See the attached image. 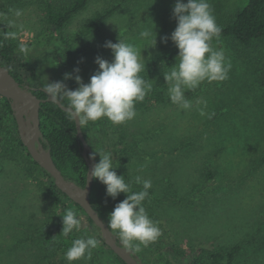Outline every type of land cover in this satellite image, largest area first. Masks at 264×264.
<instances>
[{
  "label": "rangeland",
  "instance_id": "1",
  "mask_svg": "<svg viewBox=\"0 0 264 264\" xmlns=\"http://www.w3.org/2000/svg\"><path fill=\"white\" fill-rule=\"evenodd\" d=\"M247 1L208 3L215 16L234 13ZM121 2L89 0L87 8L63 29L61 40L49 46L44 39L38 40L44 17L41 0H0V29L12 33L19 45L27 47L34 62L54 59L60 66L65 64L61 55L66 46L60 41L73 43L97 12ZM176 2L124 3L93 39L80 67L74 66L80 69L83 82H90L99 70L95 63L98 56L113 60L112 51L104 45L107 41L117 43L119 38L141 51L146 60L141 75H145L150 63L165 57L175 46L171 39L165 44L161 38L170 37L177 27L173 16ZM17 10L22 15L16 16ZM145 29L153 36L158 34L155 47L151 39L140 38L139 33ZM212 46L223 49L231 61L229 78L186 90L193 105L190 110L171 103L165 80L161 87L163 101L149 98L136 106L137 116L132 121L122 125L110 122L113 130L138 144V151L130 149L125 155L113 157V164L134 192L142 189L134 182L137 174L152 181L143 206L150 218L159 222L162 234L157 240L183 254L239 246L235 264H264V41L247 50L234 49L222 38L213 39ZM40 69L48 82H54L49 67ZM74 69L69 72L73 77ZM64 77L56 80H75ZM200 110L206 114L201 116ZM213 112L209 119L208 114ZM144 164L143 172H138ZM27 166L18 156L0 162V264H52L45 257L43 244L23 243L27 231L51 228L56 217L50 212L52 197L45 190V179L37 170L31 174ZM141 247L140 257L151 264L154 255ZM74 264H95L94 256Z\"/></svg>",
  "mask_w": 264,
  "mask_h": 264
},
{
  "label": "trees",
  "instance_id": "2",
  "mask_svg": "<svg viewBox=\"0 0 264 264\" xmlns=\"http://www.w3.org/2000/svg\"><path fill=\"white\" fill-rule=\"evenodd\" d=\"M131 1L122 0L118 5L115 4L106 10L97 12L73 43L60 41L61 46L66 45L61 55L65 64L60 66L54 62V59H48L44 62L37 59L35 63L30 54L19 51L20 45L12 35L0 29V66L9 69L19 83L30 86L33 88L35 96L45 100L40 108L41 129L44 135L43 144L46 149L51 151L53 160L63 176L68 181L81 187L86 186L89 167L83 156L84 148L77 135L76 122L69 119L66 111L61 109L59 105L46 101L48 95L44 91V86L47 81L44 78L45 73L40 68L41 66L42 68L49 67L54 82H57L56 78L58 79L59 76L69 73L75 68L74 66L79 65L80 67L82 57H86L90 44L93 39L99 36L108 18L112 17L124 3H130ZM88 3L89 0H41L40 4L44 17L43 30L38 40L44 39L46 45L49 46L57 43L58 40H61L62 31L66 25L84 11ZM215 18L222 29L219 38L227 40L234 49H252L254 45L264 41V0H248L244 7L238 8L234 13L216 14ZM178 52V48L173 46L165 57L155 59L149 64V69L143 77L151 84V90L147 92L143 102L149 98L158 102L165 99L164 92L161 90L165 81L163 74L168 72L169 68L176 63ZM58 81L63 82L62 80ZM64 84L70 90H76L79 87L76 80ZM143 102H138L136 106ZM62 104L67 106V100ZM110 125V121L104 118L82 126L92 153L106 151L113 153V157H119L127 154L130 149L138 151V144L134 139L122 132L113 130ZM17 156L29 165L27 170L31 174L34 170H37L45 179V190L52 197L50 212L54 216L56 215L53 227H42L35 231H27L23 243H41L45 246L43 250H45L46 259L51 260L52 264H67L65 254L71 247L72 242L77 238L93 236L100 241L98 247L92 250L95 264H126L105 243L101 230L86 211L62 192L56 186L54 178L34 161L21 140L11 101L0 96V162L6 159H16ZM99 160L100 157L96 154V162L98 163ZM210 178H212L211 175ZM125 198L126 194L121 193L117 199L113 200L106 195V186L94 180L91 203L107 225L109 214L116 204ZM69 208L76 213L81 227L79 231L74 230L69 236L65 237L62 235L63 223L61 216ZM113 234L118 243L121 244L118 234L115 232ZM143 249H149L154 255L155 260L153 259L151 264H235L240 254L239 246L230 250L208 252L199 249L183 254L175 250L171 244L162 240L151 242ZM133 255L142 264H149L140 257V252H133ZM200 256L206 258V261H201Z\"/></svg>",
  "mask_w": 264,
  "mask_h": 264
},
{
  "label": "clouds",
  "instance_id": "3",
  "mask_svg": "<svg viewBox=\"0 0 264 264\" xmlns=\"http://www.w3.org/2000/svg\"><path fill=\"white\" fill-rule=\"evenodd\" d=\"M15 14L20 16L22 12L17 10ZM173 16L177 27L170 37L164 36L161 39L165 44L171 39L179 52L176 63L163 75L171 103L183 110H190L193 105L186 96V90H195L204 82L227 80L232 64L223 49L212 46L213 39H219L222 29L216 22L208 0H187V3L177 0L173 7ZM157 35L153 36L147 29L139 33L141 39H151L153 47L157 44ZM104 47L112 51L114 58L109 62L98 56L95 63L99 70L90 77L89 83L83 82L79 68L74 69L75 77L71 73L65 74V80H76L79 85L76 90L68 89L61 81L50 83L44 77L47 81L44 91L49 99L57 103L67 100V116L75 120L76 124L78 122L79 128L104 118L113 125L132 121L137 116L136 104L143 102L147 92L151 90V84L141 75L145 71L146 60L135 45L119 38L117 43L107 41ZM19 51L27 54L29 49L20 45ZM205 114L200 110L201 116ZM214 115V112L208 114V118L211 119ZM96 154L100 160L87 170V181L97 180L106 186V195L113 200L121 193L126 194V198L116 204L109 214L108 227L118 234L126 250L139 253L142 251L141 245L147 247L162 234L159 222L150 218L143 206L150 196L152 181L137 174L134 182L141 185L142 189L134 192L125 176L117 174L113 153L95 151L90 157L93 161L96 160ZM146 166L140 165L138 172H143ZM61 217L62 235L67 237L74 230L79 231L81 223L72 209H67ZM99 243L93 236L77 238L67 250L65 258L69 264L84 258L90 260L92 250Z\"/></svg>",
  "mask_w": 264,
  "mask_h": 264
},
{
  "label": "water",
  "instance_id": "4",
  "mask_svg": "<svg viewBox=\"0 0 264 264\" xmlns=\"http://www.w3.org/2000/svg\"><path fill=\"white\" fill-rule=\"evenodd\" d=\"M0 96L14 103L13 111L18 124V130L21 140L28 149L30 155L44 170H46L55 180L56 186L64 192L75 203L79 204L94 221L102 232L105 243L126 263L142 264L138 261L133 252L126 250L118 243L108 225L101 219L98 212L91 203V193L94 180H88L85 187L68 181L61 170L55 164L51 151L46 149L43 144V132L41 129L40 108L45 100L39 99L33 94V88L28 85H22L10 73L9 69L0 66ZM46 101L52 100L48 99ZM65 111L67 106L62 103L54 102ZM76 122V121H75ZM77 135L83 144V156L88 164L89 170L96 160L90 157L93 154L91 147L86 141L82 127L76 124Z\"/></svg>",
  "mask_w": 264,
  "mask_h": 264
},
{
  "label": "flooded vegetation",
  "instance_id": "5",
  "mask_svg": "<svg viewBox=\"0 0 264 264\" xmlns=\"http://www.w3.org/2000/svg\"><path fill=\"white\" fill-rule=\"evenodd\" d=\"M11 104H12V106H14V103L13 102H11Z\"/></svg>",
  "mask_w": 264,
  "mask_h": 264
}]
</instances>
